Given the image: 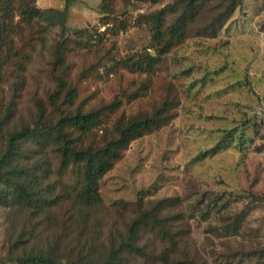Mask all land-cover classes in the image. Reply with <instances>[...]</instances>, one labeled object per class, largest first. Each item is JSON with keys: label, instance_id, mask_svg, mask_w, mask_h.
<instances>
[{"label": "rangeland", "instance_id": "obj_1", "mask_svg": "<svg viewBox=\"0 0 264 264\" xmlns=\"http://www.w3.org/2000/svg\"><path fill=\"white\" fill-rule=\"evenodd\" d=\"M39 1L38 7L50 9L42 8ZM72 1L78 0L68 2ZM84 1L96 5L101 0ZM229 2L209 0L190 36L160 54L151 73L128 64L130 56L138 53L157 55L140 15L168 5L177 9L186 0L125 4L114 0L117 12L110 18L104 20L97 7L96 20L76 28L67 25V18L63 25L52 11L36 18L33 28L15 15L6 41L19 49L18 59L9 60L0 77V148L9 130L35 121L39 102L49 104V94L58 88L52 70L54 45L62 39L69 46L66 78L77 89L75 104L116 105L115 112L106 110L102 126L93 130L96 140L107 136L119 117L151 112L164 103L172 115L161 128L134 140L105 174L98 206L84 222L74 221L70 211L63 219L72 220L61 224L63 209L54 219L58 210L42 217L0 202V264H13L8 262L10 250L21 253L34 247L49 249L63 259H103L110 231L132 217V210L122 204L132 205L141 196L152 201L174 197L180 204L192 224L184 239L191 259L186 264H264V0H241L226 24L219 26L216 20ZM24 52L30 53L29 59ZM17 61L23 63V78L13 71L21 65ZM7 110L10 117L5 119ZM231 134L229 146L204 154ZM52 157L57 165L55 192L73 191L76 173L69 169L60 175L59 161ZM203 193L205 204L222 195L227 209L207 221L193 216L189 207ZM229 224L238 227L228 231ZM20 234L23 243L14 248ZM146 235L147 247L158 250L159 242ZM128 264L163 263L154 257L131 256Z\"/></svg>", "mask_w": 264, "mask_h": 264}, {"label": "trees", "instance_id": "obj_2", "mask_svg": "<svg viewBox=\"0 0 264 264\" xmlns=\"http://www.w3.org/2000/svg\"><path fill=\"white\" fill-rule=\"evenodd\" d=\"M208 1L186 0L177 9L168 5L140 15L150 30L157 55L154 56L148 51L132 55L129 66L140 72H153L159 64L160 54L169 52L190 36L193 24ZM122 2L125 4L127 0ZM240 3L241 0H230L225 11L217 18V25L224 26ZM98 8L104 14V20L117 12L114 0H101ZM47 11L54 12L65 25L68 5L64 9L44 10L36 5V0H0V77L4 73L5 64L11 59H18L16 51L19 49L6 41L14 27L15 15H21L22 20H25L24 25L33 28L34 20L43 18ZM119 26L124 29L126 27L122 20L119 21ZM78 32L84 34L85 30ZM68 47L65 39L54 45L52 70L56 72L58 88L49 94V104L39 102L35 121L9 130L0 148V182L4 188L0 191V202L19 205L42 217L51 216L53 210H58L54 219L60 216L63 209L61 224L72 220L63 219L70 211L74 221L82 223L87 220L98 206L101 181L105 174L123 157L124 151L134 140L161 128L172 115L164 103L151 112L129 118L119 117L112 130L106 131L107 136L96 140L93 130L102 126L106 110L115 112L116 105L104 104L85 108L82 104H75L77 89L66 78V70L70 67V61L65 57ZM30 56V53L24 52L25 59ZM19 62H16L18 66L21 64ZM22 67L23 63L13 69L17 77L23 78ZM9 110L5 112V119L10 117ZM240 137L247 138L245 135ZM231 140L232 134L224 136L204 154H216L229 146ZM52 154L59 161L60 175L69 169L76 173V187L73 191L55 192L56 184L53 179L57 165L54 166ZM145 198L139 197L132 205L122 204L126 210H132V217L128 222H123L122 227L110 231L107 237L108 251L103 259H63L49 249L34 247L24 248L21 253L10 250L8 262L128 264L131 256L144 259L154 257L163 264H186L188 260L191 261L184 239L190 233L192 224L181 210L180 204L175 202L176 198H160L154 201ZM206 200V193L198 196L189 207L190 213L207 221L216 212H222L228 207V201L222 195L210 199L207 204ZM236 227V224H229L227 229L233 232ZM148 233L159 242L158 250L147 247L145 240ZM23 240L24 234H20L13 242L14 248L19 247Z\"/></svg>", "mask_w": 264, "mask_h": 264}, {"label": "crops", "instance_id": "obj_3", "mask_svg": "<svg viewBox=\"0 0 264 264\" xmlns=\"http://www.w3.org/2000/svg\"><path fill=\"white\" fill-rule=\"evenodd\" d=\"M96 5H90L84 0L67 2V0H40L42 8L64 9L68 5L67 25L72 28L82 27L89 22L95 21L99 15Z\"/></svg>", "mask_w": 264, "mask_h": 264}]
</instances>
